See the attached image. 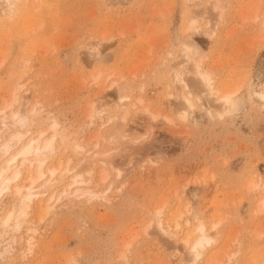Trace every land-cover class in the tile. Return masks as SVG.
Wrapping results in <instances>:
<instances>
[{
  "label": "rangeland",
  "instance_id": "rangeland-1",
  "mask_svg": "<svg viewBox=\"0 0 264 264\" xmlns=\"http://www.w3.org/2000/svg\"><path fill=\"white\" fill-rule=\"evenodd\" d=\"M231 89L227 111L218 95ZM253 92L264 93V0H17L0 17V144L44 131L59 180L51 201L33 197L18 226L0 225V264H264ZM22 100L33 113L21 126L9 114ZM3 193L0 217L21 198ZM200 223L213 240L193 260L183 239Z\"/></svg>",
  "mask_w": 264,
  "mask_h": 264
},
{
  "label": "bare ground",
  "instance_id": "bare-ground-1",
  "mask_svg": "<svg viewBox=\"0 0 264 264\" xmlns=\"http://www.w3.org/2000/svg\"><path fill=\"white\" fill-rule=\"evenodd\" d=\"M16 2L17 0H0V17H6L8 15L11 16L15 12ZM184 50H185L184 51L185 59L186 61H188L190 59V56H189L190 54L188 55V53H190V51L192 52V49L189 48L188 46H184ZM180 75H181L180 72L175 74L174 80L176 82H179V83L183 82V79L180 77ZM199 78L202 84L211 86V84H209V77L206 74L199 73ZM211 91H212V94L218 93V91L215 90L214 88H212ZM235 92H237V89H234V90L231 89V91L227 90L218 95V99L220 100V106H222L223 109L225 110L227 109V111H231L234 108L236 104V100L234 96ZM253 95H254V98H256L257 100L264 102L263 92H258V93L253 92ZM26 104H27V100L20 101V107L16 108L13 112L9 114L11 119L13 118L19 121L21 123V126H22V123L25 122L24 115L28 113V111L33 113L32 108L30 110L26 109ZM2 112H5V110L3 109ZM112 114L114 115V113H110L108 115L111 116ZM181 115L182 117H185L184 113ZM110 116L108 118L111 120L113 117L112 116L110 117ZM106 118H104L105 122L109 121L108 118L107 119ZM4 119H6L5 116H1V122ZM2 125L5 126L6 124L2 122ZM54 127L55 126H52V128ZM42 134H44V131L43 132L41 131L40 133H38L36 138H29L26 141H21L22 136L24 134L20 132H14L10 135V138L4 140L0 144V151L2 152L0 153L6 156L3 162L0 163L1 164L0 165V196L2 195L4 191H8L10 187L12 186V188H14V191L16 193V197L17 195H20L21 197L19 198L20 204L18 203L17 208L13 206L15 209L12 210V207H11L5 213V215H2L0 217V225L2 226V228L7 227V225L9 224V221L12 218H16L15 225L18 226L20 224L18 222V219L23 218L27 214V209L28 207H30V203L33 197H36L39 202H43L44 200L45 202L51 201L52 193L49 194L47 199L45 198L44 195H46V192L49 191V188L53 186L59 180V179H56L58 167H52L51 165L50 166L47 165L48 161L46 157L44 156V154L47 151H51L53 149L52 146L54 142H53V138H49L48 140H44L42 141L43 143H41V139L43 136ZM17 143H20L19 148L16 151L12 150L13 147ZM75 147H77V145H75ZM109 149H112V148H109ZM106 151H105V154L100 158V162H104L105 159L107 160L106 157L108 156L107 154L109 153H107ZM58 161L60 162V159H58ZM24 162H25V165L23 166V168L25 169L24 170L25 175L22 169L19 167ZM21 179H24V180H21ZM13 180H18V181L21 180V184L16 185L15 182H13L15 184L14 185L12 183L14 185L13 187V185H11V181ZM79 182L80 181L76 179V177H73L72 181L66 186H70V185L73 186ZM69 188L70 187L64 188V190H67ZM12 196L14 197L13 194ZM160 214H161V211H157V215L159 219L156 218V221H157L158 226L162 227L163 223H162V219L160 218ZM175 226L177 227L178 224H176ZM2 232L4 231L2 230ZM192 234L195 235L192 239V242L188 243L190 241L189 238L191 235V234H188L184 237L183 244L184 246L189 244V252L191 254L192 259L195 260L202 254V250L204 248H206L208 245H211L212 240H213V235L210 230L206 229L203 223L198 224ZM9 246L10 244H7V246L4 245V248L0 250V253H2V250H6Z\"/></svg>",
  "mask_w": 264,
  "mask_h": 264
}]
</instances>
